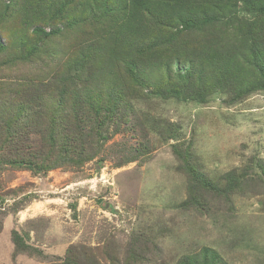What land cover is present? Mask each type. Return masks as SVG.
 Segmentation results:
<instances>
[{
  "label": "rangeland",
  "instance_id": "1",
  "mask_svg": "<svg viewBox=\"0 0 264 264\" xmlns=\"http://www.w3.org/2000/svg\"><path fill=\"white\" fill-rule=\"evenodd\" d=\"M145 2L0 0V264H264V0Z\"/></svg>",
  "mask_w": 264,
  "mask_h": 264
},
{
  "label": "trees",
  "instance_id": "2",
  "mask_svg": "<svg viewBox=\"0 0 264 264\" xmlns=\"http://www.w3.org/2000/svg\"><path fill=\"white\" fill-rule=\"evenodd\" d=\"M134 3H135L136 5H142V7L145 6V4H146L145 0H134ZM64 142H66V137H65V140L63 141V143H64ZM63 143H62V145H61V148L65 147ZM66 152H67V150H66ZM80 158H81V157H80ZM61 161H63V159H62L61 157H57V158H55V162H61ZM51 164L55 165V163H50V165H51ZM46 166H48V165H46ZM15 243L18 244V236H15ZM187 259H188V258H187ZM193 264H194V263H193ZM207 264H215V263H213L212 261L207 260Z\"/></svg>",
  "mask_w": 264,
  "mask_h": 264
}]
</instances>
